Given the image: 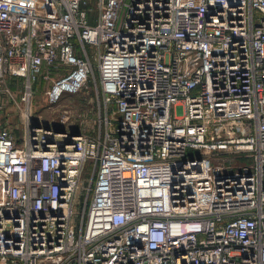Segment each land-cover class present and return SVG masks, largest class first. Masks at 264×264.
Instances as JSON below:
<instances>
[{"label": "built area", "instance_id": "2783aa9c", "mask_svg": "<svg viewBox=\"0 0 264 264\" xmlns=\"http://www.w3.org/2000/svg\"><path fill=\"white\" fill-rule=\"evenodd\" d=\"M95 68L94 134L33 119ZM6 102L0 264H264V0H0Z\"/></svg>", "mask_w": 264, "mask_h": 264}, {"label": "rangeland", "instance_id": "374dc122", "mask_svg": "<svg viewBox=\"0 0 264 264\" xmlns=\"http://www.w3.org/2000/svg\"><path fill=\"white\" fill-rule=\"evenodd\" d=\"M126 10L122 12L123 20ZM89 53L93 54V48L87 46ZM92 63L96 64L95 57H92ZM96 80V82H95ZM17 78H13L12 82H16ZM51 81H38L35 84L34 98H33V119L43 124L57 126L61 121V117L64 115H69V121L64 125L74 126L76 131L82 130L94 134V131L98 127V117L100 113V108L103 109V102H101L102 94L100 91L98 82V71L97 68L94 69L93 79L90 81L89 87L83 89L78 93H66L59 102H49L47 99L46 91L48 90ZM14 93L17 95L20 93V84L11 85ZM116 106L109 105V115L114 119H117L119 114L116 113ZM2 124L8 123V126L14 129V133L20 131V109L17 105L11 102H6L1 114ZM71 120V122H70ZM115 124L111 125V130H114ZM19 128V129H18ZM17 135V134H16ZM93 167L89 164L85 166V172L83 179L91 177ZM80 204L78 205V207Z\"/></svg>", "mask_w": 264, "mask_h": 264}, {"label": "trees", "instance_id": "16d2710c", "mask_svg": "<svg viewBox=\"0 0 264 264\" xmlns=\"http://www.w3.org/2000/svg\"><path fill=\"white\" fill-rule=\"evenodd\" d=\"M17 135L19 136V132L17 133Z\"/></svg>", "mask_w": 264, "mask_h": 264}]
</instances>
